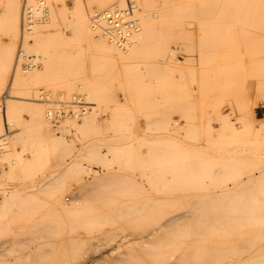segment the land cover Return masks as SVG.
Returning <instances> with one entry per match:
<instances>
[{"label":"rangeland","instance_id":"obj_1","mask_svg":"<svg viewBox=\"0 0 264 264\" xmlns=\"http://www.w3.org/2000/svg\"><path fill=\"white\" fill-rule=\"evenodd\" d=\"M15 1L16 31L9 26ZM46 1L48 10L62 5ZM66 2L74 7V0ZM263 3L184 0L176 31L155 30L128 50L96 39L90 22L82 34L70 20L48 15L33 35L25 33L24 49L43 56L42 69L26 70L15 67L24 35L23 0H0V57L17 34L0 82L16 130L15 148L0 143V264L75 262L92 251L91 229L112 236L100 240L104 244L92 264H144L154 248V210L241 201L231 194H240L239 186L248 191V173L264 168V143L242 127L247 107L264 99ZM108 4L104 8L115 6ZM42 88L78 91L96 102L93 113L74 123L75 138L56 134L47 118L46 129L36 127L33 99ZM258 105L257 119L264 122V107ZM0 126L2 135L1 119ZM131 147L134 152L125 150ZM92 148L103 160L92 156ZM172 152L179 170L161 176L165 181L156 179L150 166L164 163ZM219 157L223 171L213 172ZM181 170L193 173L182 176ZM56 181L63 183L66 204L80 201L81 210L114 214H97L94 223L89 215L60 222L63 206L49 195ZM207 208L214 207L183 210ZM76 227L84 240L73 237ZM56 242L67 244L51 245Z\"/></svg>","mask_w":264,"mask_h":264},{"label":"bare ground","instance_id":"obj_2","mask_svg":"<svg viewBox=\"0 0 264 264\" xmlns=\"http://www.w3.org/2000/svg\"><path fill=\"white\" fill-rule=\"evenodd\" d=\"M111 3L115 6L104 8L107 4L112 5ZM183 3L184 0H74V7L69 8L66 0H62L61 7L48 10L46 0H23L21 31L24 35L22 36L21 48L28 54L29 67H25L19 61V57L16 59L15 67L22 66L26 70H31L33 68V70L42 69V54H30L25 50L24 44L27 38L25 33L28 31V34L31 33V35H33L37 24L48 22V15L53 17L54 20H70L75 25L77 32L82 34L88 30V22H90V27L96 39L108 40L118 47L128 50L134 40L137 46L141 45V39L149 36L151 32L155 30L163 33L176 31L182 10H184ZM16 5L17 1L14 2V15L10 18L11 21L9 22L10 28L14 31H16L19 21L16 15ZM112 9L129 13L135 21V28H133L131 32L127 42L128 45L122 46V44L119 43L120 46L115 41L110 40L109 38L111 37L108 36L109 32L106 28L98 26L95 22L96 13ZM26 22H28L29 27L25 25ZM67 31L66 29L64 32L67 33ZM100 34L106 35L102 36ZM16 36L17 34H14L15 38ZM15 38H13L10 44L1 48V83L6 79L5 73H7L8 66L11 62ZM44 39L45 36H43L40 42H43ZM28 42L33 43V39ZM81 48H84V46H81ZM44 91L62 93L61 95L64 96L66 100L75 102L73 106L77 113L75 115L70 114L66 109V115L54 119L50 106L42 97ZM86 95L78 91L70 94L64 90L54 91L48 88L40 89L39 98L33 99L38 101L36 105L33 106L35 112L34 122L37 124L36 127L41 130L46 129L47 118L56 134L69 139L75 138L76 129L74 123L81 122L84 118L93 113L97 106L96 102L90 100ZM7 97V92H4L0 96V100H3L5 105L4 111L2 112L0 110V119L4 124V133L0 135V143L2 145L8 144L10 147L15 148L12 135L16 130L13 128L12 123L8 121ZM76 99H78V101H75ZM81 101L84 103L83 105ZM259 103L264 107V99ZM259 103L255 101L247 107L242 117V127L248 128L249 132L254 135L257 141L264 143V122H259L257 119L256 110ZM221 117L224 121H228L227 116L221 115ZM177 123L178 122H170L173 127ZM55 125H57V127ZM28 141L34 142L32 138L27 137V142ZM125 150L127 152L132 150V152H134L135 148H125ZM91 151L93 157L103 160L98 150L92 148ZM260 156H262V154ZM21 162L22 168H24L27 163L23 158H21ZM176 164L172 152L169 154L167 161L164 163L152 164L150 169L151 172L153 171L156 179L165 181L166 178L160 177L178 171L179 167ZM217 165L219 169L214 168L212 171L218 170L222 172L225 164L222 161L220 162V157ZM191 173L193 172L179 171V174H182V176L185 174L190 175ZM241 174L242 172L239 173V175ZM248 175V181L251 183L249 190L245 192V188L239 186L237 189L240 194H231V198L240 199L241 201L239 202L214 204L189 203L178 206L176 210H168L165 208L154 210V226L152 228L154 248L151 258L143 259L144 264L148 261L149 264H264V168L259 172L252 171L248 173ZM187 179L192 178L189 176ZM240 181L244 182L243 179H240ZM64 189L63 183L60 181H56L49 187V195L57 202L58 206H63V209H61L62 211L58 213L60 222L64 221V216L69 217L77 215L75 218L82 220L86 215H89L90 222L94 223L97 221L95 220L97 219V214H104L107 218L110 217L111 214H114L113 211H106L103 213L94 210H81L79 207H82L83 204H80V201L70 206L66 204L63 198ZM167 205L168 204L164 203L162 206L164 207ZM209 206L214 208L183 210V207L204 208ZM73 229V237L75 239H81L82 233L76 231L78 229L77 227ZM94 232H98V234H94ZM94 232L91 229V237L88 238L92 242H94V240H99L98 243L91 242L90 248L93 251L92 246H94V254L91 253L92 251H87L82 259L75 262L65 260L61 264H92L96 261L95 254L99 252V247L104 244H101L100 240L103 241V239L112 236L110 232H105L101 229L96 231L94 229ZM57 237H60V235H57ZM82 239L84 240V238ZM66 244L67 243L56 242L51 245L60 248L66 246ZM82 246L88 245L84 241ZM59 250L65 251L63 249ZM66 251L77 253L74 250ZM121 261L123 260L119 259V262Z\"/></svg>","mask_w":264,"mask_h":264},{"label":"built area","instance_id":"obj_3","mask_svg":"<svg viewBox=\"0 0 264 264\" xmlns=\"http://www.w3.org/2000/svg\"><path fill=\"white\" fill-rule=\"evenodd\" d=\"M95 22L98 26H103L106 28V30L109 32L108 36L111 37L109 38L110 40L115 41L117 44L121 43L122 46H125L127 44L132 30L133 28H135V21L132 19L131 15L126 12H120L117 9L104 10L102 12L96 13ZM25 25L29 27L28 22H26ZM100 35L104 36L106 34ZM27 55L28 54H26V52L22 48L21 50H19V61L25 67H29V60L27 58ZM61 94L62 93H54L48 91H44L42 94L43 99L52 110L54 119H58L59 116L66 115V109L70 114L75 115L77 113L73 106L75 102L66 100V98ZM75 101H78V99H76ZM81 103L82 105L84 104L82 101ZM4 107V101L0 100V110L2 112L4 111ZM55 126L57 127V125Z\"/></svg>","mask_w":264,"mask_h":264},{"label":"crops","instance_id":"obj_4","mask_svg":"<svg viewBox=\"0 0 264 264\" xmlns=\"http://www.w3.org/2000/svg\"><path fill=\"white\" fill-rule=\"evenodd\" d=\"M126 97L125 96H123V99H125Z\"/></svg>","mask_w":264,"mask_h":264}]
</instances>
